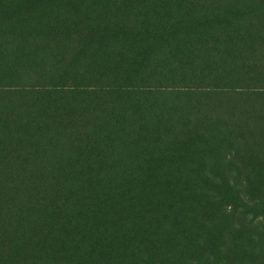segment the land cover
<instances>
[{
	"label": "rangeland",
	"instance_id": "obj_1",
	"mask_svg": "<svg viewBox=\"0 0 264 264\" xmlns=\"http://www.w3.org/2000/svg\"><path fill=\"white\" fill-rule=\"evenodd\" d=\"M0 198V264H264V0H0Z\"/></svg>",
	"mask_w": 264,
	"mask_h": 264
},
{
	"label": "bare ground",
	"instance_id": "obj_2",
	"mask_svg": "<svg viewBox=\"0 0 264 264\" xmlns=\"http://www.w3.org/2000/svg\"><path fill=\"white\" fill-rule=\"evenodd\" d=\"M15 131V130H14ZM8 134V132H7ZM15 135V134H14ZM24 142V141H23ZM28 146V145H27ZM15 150V149H14ZM25 158V157H24ZM8 181V180H7ZM3 183V182H2ZM7 190V189H6ZM23 193V192H22ZM4 196V195H3ZM1 199V198H0ZM7 201V200H6ZM14 209V208H13ZM1 219V218H0ZM2 236V235H1ZM18 248V247H17ZM15 250V249H14Z\"/></svg>",
	"mask_w": 264,
	"mask_h": 264
},
{
	"label": "trees",
	"instance_id": "obj_3",
	"mask_svg": "<svg viewBox=\"0 0 264 264\" xmlns=\"http://www.w3.org/2000/svg\"><path fill=\"white\" fill-rule=\"evenodd\" d=\"M184 91H187V90H184Z\"/></svg>",
	"mask_w": 264,
	"mask_h": 264
}]
</instances>
